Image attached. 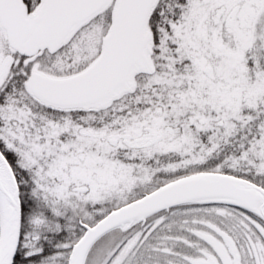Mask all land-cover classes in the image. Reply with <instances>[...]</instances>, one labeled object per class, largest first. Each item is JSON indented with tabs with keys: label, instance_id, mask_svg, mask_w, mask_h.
<instances>
[{
	"label": "snow or ice",
	"instance_id": "obj_1",
	"mask_svg": "<svg viewBox=\"0 0 264 264\" xmlns=\"http://www.w3.org/2000/svg\"><path fill=\"white\" fill-rule=\"evenodd\" d=\"M0 264H264V0H0Z\"/></svg>",
	"mask_w": 264,
	"mask_h": 264
}]
</instances>
